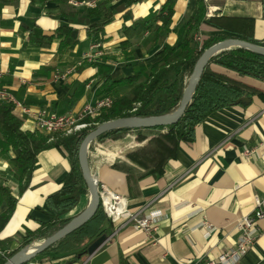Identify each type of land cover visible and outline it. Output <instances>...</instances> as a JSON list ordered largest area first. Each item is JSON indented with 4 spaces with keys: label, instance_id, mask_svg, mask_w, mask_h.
<instances>
[{
    "label": "crops",
    "instance_id": "obj_1",
    "mask_svg": "<svg viewBox=\"0 0 264 264\" xmlns=\"http://www.w3.org/2000/svg\"><path fill=\"white\" fill-rule=\"evenodd\" d=\"M104 0H95V5ZM110 0L105 8L113 13L104 26L101 42L105 54L114 58L111 77L130 76L133 61L125 59L118 47L120 30L133 20L145 18L165 0ZM206 16L225 18L243 28L251 20L250 35L264 43V0H205ZM124 6V7H123ZM119 7H122L119 9ZM86 8H74L60 0H0V88L30 108L46 106L56 113H77L100 99L102 79L97 67L83 57L91 42L86 24L78 19ZM194 9L192 0H176L170 30L164 32L167 44L179 36L175 29ZM210 15H207L208 12ZM99 19L93 18L89 21ZM157 24H161L157 21ZM77 28L78 43L58 52L60 40L37 43L30 33L37 28L51 35L58 26ZM227 33L201 24L199 38ZM240 37L238 33H230ZM146 30L131 39L136 59L151 64L160 59L162 45L153 41ZM75 66L65 78L52 79L56 69ZM209 69L237 84L244 91L243 102L217 110L195 126L194 140L180 143L174 157L159 167L157 137L165 131L143 128L120 132L93 141L87 158L91 173L99 184L127 199L130 212L159 210L160 218L154 238L126 225L112 226L107 239L91 256L65 263L67 255L47 252L37 255L40 264H202L233 246L238 237L237 220L252 214L254 197L264 199V79L240 75L216 63ZM121 87L119 94H129ZM18 115V114H17ZM22 128L33 131L31 118H23ZM255 148L249 157L244 148ZM70 170L66 152L51 146L38 152L29 186L18 193L13 165L7 152L0 150V184L7 185L16 199L14 211L0 230V255L18 248L26 230H34L50 219L55 211L45 199L56 193ZM89 200L88 190L70 211H82ZM5 205L0 206V212ZM214 228L205 236L202 222ZM264 230V218L258 221ZM236 264H264V235Z\"/></svg>",
    "mask_w": 264,
    "mask_h": 264
},
{
    "label": "trees",
    "instance_id": "obj_2",
    "mask_svg": "<svg viewBox=\"0 0 264 264\" xmlns=\"http://www.w3.org/2000/svg\"><path fill=\"white\" fill-rule=\"evenodd\" d=\"M109 1L104 0L94 7H87L85 16L78 19L87 25V37L93 43L103 41L104 26L113 16V13L105 8V4ZM136 1L138 0H130L127 5ZM192 1L194 2L193 12L186 16L175 29L179 38L173 44L165 43L164 32L170 30L176 0H165L161 7L149 16L135 19L130 26L121 28V41L118 47L125 59L133 61L134 73L132 75L112 78V66L107 62H113L114 58L107 54L91 62L97 67L96 75L103 81L98 90L100 99L110 97L112 103L102 107L96 115L85 117L83 120L86 123L85 127L70 134H47L36 129L24 130L22 128L24 119L17 115L13 104L0 101V150L7 152L13 165V177L17 182L18 193H22L29 186L36 166V156L41 150L51 146L60 147L66 152L70 162V170L63 178L61 188L45 199L46 205L54 210L55 214L48 221L40 223L38 228L26 230L18 248L5 255H0V264H3L17 251L53 234L75 216L70 211L87 192V186L79 167L78 148L90 130L110 119L128 116H159L174 111L179 105L183 90L200 54L212 44L233 37L234 35L230 33H238L241 39L264 46V43L253 39L250 35L251 20H248L243 28H239L236 24L232 25L230 19L207 17L205 0ZM97 17L99 19L89 21ZM157 21L161 24H157ZM203 23L219 30H225L227 33L197 39L199 27ZM146 30H152L153 41L163 47L160 59L151 64H145L136 59L131 42L134 36ZM77 32V28L67 25L58 26L51 35H43L39 29L33 28L30 40L37 43H49L57 38L60 40L58 52L62 53L66 48L78 43ZM210 63H216L240 75L264 79L263 55L240 47L225 49L214 55L208 61L192 99L179 120L172 125L150 128L165 131L156 139L160 157L159 167H162L169 157H174L180 143H191L194 140L197 124L212 112L232 106L244 96L243 89L237 84L213 73L208 67ZM121 87H129V94L121 96L119 94ZM141 129L143 128L112 129L102 133L94 141L115 136L120 132ZM2 204L5 205V209L0 212V230L8 222L16 205V199L11 194L10 188L0 184V206ZM111 228L110 219L99 205L84 224L50 245L39 255L47 252H60L67 255L65 263L77 261L87 256L88 246L102 234H107Z\"/></svg>",
    "mask_w": 264,
    "mask_h": 264
},
{
    "label": "built area",
    "instance_id": "obj_3",
    "mask_svg": "<svg viewBox=\"0 0 264 264\" xmlns=\"http://www.w3.org/2000/svg\"><path fill=\"white\" fill-rule=\"evenodd\" d=\"M74 8L94 7L95 0H60ZM209 11L207 15H210ZM200 39L199 37H196ZM105 54L101 43H94L90 51L84 55V59L90 62L100 58ZM75 66L56 69L52 74V79H65ZM2 72L0 70V78ZM0 101L10 102L14 106L18 116L29 117L34 123L35 129L47 134L63 133L70 134L86 126L83 121L87 116L96 115L102 107L109 106L112 103L110 97H103L97 100L93 105L88 104L77 113L66 112L56 113L46 106L30 108L16 100L5 88H0ZM255 148H244L243 154L249 157L254 153ZM99 203L106 216L110 219L112 226L116 229L126 225L132 226L135 230L142 231L147 238L153 239L154 232L157 230L160 218L163 213L159 210L147 214L141 212H130L127 206V199L104 184H99ZM255 209L252 214L242 216L237 220L238 237L235 244L227 250L221 252L216 258L204 261L202 264H236L242 256L253 246L259 236L264 235L258 221L264 218V199L258 196L254 197ZM202 226L206 228L205 236H208L213 227L203 221ZM1 253V250H0ZM27 264H40L37 261L30 260Z\"/></svg>",
    "mask_w": 264,
    "mask_h": 264
},
{
    "label": "water",
    "instance_id": "obj_4",
    "mask_svg": "<svg viewBox=\"0 0 264 264\" xmlns=\"http://www.w3.org/2000/svg\"><path fill=\"white\" fill-rule=\"evenodd\" d=\"M232 47H240L264 56V46L251 43L233 36L220 40L206 48L198 57L193 70L188 78L186 87L183 90L178 107L171 113L159 116H128L110 119L98 124L90 130L82 139L78 148V162L82 177L87 186L89 200L85 208L73 216L64 226L40 242L31 244L7 258L3 264H24L35 258L38 254L46 250L50 245L68 235L82 224H84L99 207V182L95 179L88 165L87 152L91 143L102 133L117 128H151L156 126H167L176 123L189 105L195 88L208 61L222 50ZM243 102V97L235 102ZM107 234H102L96 238L87 248L88 256L94 254L106 241Z\"/></svg>",
    "mask_w": 264,
    "mask_h": 264
}]
</instances>
